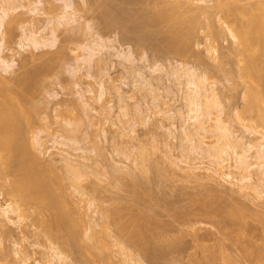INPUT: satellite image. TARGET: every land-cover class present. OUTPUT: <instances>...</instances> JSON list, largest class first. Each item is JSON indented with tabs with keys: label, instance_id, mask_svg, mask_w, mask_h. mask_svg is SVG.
<instances>
[{
	"label": "rangeland",
	"instance_id": "obj_1",
	"mask_svg": "<svg viewBox=\"0 0 264 264\" xmlns=\"http://www.w3.org/2000/svg\"><path fill=\"white\" fill-rule=\"evenodd\" d=\"M34 1L38 0H13V6L23 7H18L7 20L0 63L1 57L10 58L18 53L23 30L33 29V23L34 30H41L48 43L55 38L56 41L54 45L37 49L26 46L25 51L14 57L17 63L9 73L0 65V75L26 81V104H30L33 124L25 128L31 135L42 136L45 149H49H44L47 151L44 156L40 154L49 164L45 167L43 163L40 169V164L37 166L42 179L48 177L46 182L54 181V185L61 179L70 186L73 173L60 161L59 149L76 155L81 164L93 165L89 170L83 166L87 172L77 165L79 172L82 171L79 181L87 195L74 199L80 200H76L80 217L87 220L86 209L94 215L93 221L99 223L96 231L104 230L100 225L109 222L108 232L103 233L110 245L107 250L102 249L104 253L100 252L101 256H108V262L101 260L97 264H119L123 259L120 247L130 250L135 260L139 256L137 261L141 259L144 264H264V198L257 199L252 192L239 193L216 175L212 178L203 175V178L199 172L201 178L191 174L193 165L201 166V161L208 166L212 163L190 153L191 143H184L181 128L187 107L183 96L188 88L186 78L179 76L183 72L180 69L186 68L204 77L205 88L215 87L222 93L223 121L239 138L243 136L244 141L250 139L257 144L261 135L250 138L246 130L262 133L263 129L258 125L259 129L253 128L256 126L253 124H259L255 121L256 115L251 114L254 111L249 112L254 118L247 117L245 95L258 84L264 90V44L255 54L260 76L256 71L252 82L257 85L253 87L251 80H245L238 69L242 61L230 52L234 43L225 31V24L216 13L198 10L201 5L211 6L212 0L205 3L199 0H83L84 3L73 0L80 17L78 22L63 23L53 33L51 29L63 12L61 3L43 0L45 13L33 15L29 10ZM226 1L235 4V0ZM254 2L240 0L238 3ZM170 9L176 10L173 12L176 19L173 14L172 21L161 18ZM237 14L229 16L230 27L236 22L240 26L242 15ZM186 19L191 22L187 24ZM208 25H212V30ZM210 33L215 35L212 40H217L216 43L212 42ZM205 42L216 44L218 54L208 52ZM90 49L96 53L91 55ZM176 70L177 76L171 74ZM102 80L108 92L100 99L98 88ZM115 84L121 89L122 101L111 89ZM107 110L111 120L106 118ZM166 110H172L171 117ZM211 113L212 117L219 115L214 108ZM189 124L195 142L201 136L197 125L192 121ZM55 139L67 146L54 144ZM206 139L207 143L211 142ZM142 155L146 163L140 162ZM13 169L10 171L14 174H7L9 177L0 173V209L16 198L6 192L8 182L20 174ZM35 206L25 213L21 225L13 224L0 210V240L4 248L0 251V264H19V258L25 256L29 257L25 264L42 262L43 253L51 254L49 247L53 241L66 256L64 264H95L80 252L81 243L76 250L68 249L62 244L64 239L60 233L50 241L46 224L45 227L38 222L45 215L39 217ZM101 207L108 208L111 216L104 222L99 214ZM79 229L83 235V228ZM16 249L21 251L20 257L15 255Z\"/></svg>",
	"mask_w": 264,
	"mask_h": 264
},
{
	"label": "bare ground",
	"instance_id": "obj_2",
	"mask_svg": "<svg viewBox=\"0 0 264 264\" xmlns=\"http://www.w3.org/2000/svg\"><path fill=\"white\" fill-rule=\"evenodd\" d=\"M56 1L61 3L63 12H62V15L59 16V18L57 19L58 23H55L53 26V29H51V31L53 30L52 33L58 30L61 24L78 22L80 18L78 16L77 5L75 6L76 3L73 0H56ZM128 1L130 2V0ZM199 1H203L205 3V0H199ZM239 1L240 0H235V4H231V3H228L226 0H212L213 4L211 6L205 7V5H201V6H198V10L199 12L201 11L202 13L203 12L204 13L208 12L210 14L216 13V15L219 16V20L222 22V24L223 25L225 24L224 25L226 29L225 31L232 38L233 43H234V47L230 50V52L236 55V57H238L237 59H239L240 62L242 61L241 62L242 65H240L241 67L238 69H240L241 75L244 77V79L246 78L248 80H251V83L253 84V87H254L257 85V84L255 85L252 82V80H254L252 78H254V74H256V71H257L256 70L257 61L255 58V54L256 52L260 50V48L264 44V0H256V2L249 3L248 5L239 4L238 3ZM84 2L86 1L84 0ZM13 5H14L13 0L12 1L11 0H1V5H0V52H3V45L5 42V35H6L5 27H6V23L9 22L7 20L12 17V14L16 12L18 7H23V5H20V6H16V5L13 6ZM31 5L32 7L29 10L30 14L40 15L41 12L42 13L44 12L43 0L34 1L32 2ZM175 11L176 10L170 9L164 12L161 18H164L167 20V18L169 19L171 15L173 14V12L175 13ZM235 13L236 14L238 13L237 15L239 14L242 15L241 16L242 20L240 22L241 24L239 26L236 22L234 23L232 27H230L227 23L228 18L229 16L234 15ZM176 14H177V19H178L179 18L178 13ZM173 16L175 17L176 15L173 14ZM173 19H171L170 21H172ZM191 19L193 20V18ZM209 19H211L210 16H209ZM189 20L186 19L187 22ZM51 21L52 20L50 19V22ZM189 22H191V20ZM189 22L187 24H189ZM33 24H32L33 29L30 28L27 30L26 29L23 30L22 37L20 41L18 42V47L20 48V50H18L17 54L19 55L21 51H25L26 50L25 48L29 46H32L37 49V48L46 47L48 45H54L56 41V38L52 39L49 41L50 43L49 44L48 40L44 39V37L41 35V30L40 31L34 30L35 26ZM208 24H210V22ZM189 26H191V23ZM211 26L208 25V27H210V29L212 30ZM211 33H213V31ZM211 35H212V38L209 36L208 37L211 38L212 40L213 36L215 35L214 34H211ZM213 40L212 42L216 43L217 40L216 41H213ZM212 42H205L204 48L208 52L211 51L214 55H217L218 46ZM90 51H91V55H94V53H96L95 49H92V50L90 49ZM17 54L16 53L13 54L10 58L1 57L0 65L2 66L3 71L5 73H9L12 70L13 66L17 63L14 58L17 56ZM88 61H91V60L88 59ZM88 61L87 63L91 65V63ZM158 67L159 65H156V68ZM158 69H161V68L159 67ZM180 70L181 72L183 70V72L182 73L180 72L181 74L179 76L186 78V82H187L186 87L188 88L187 92L185 93V96H183L184 99L182 98L183 100L186 101L187 115L184 118V122L181 128L184 133L183 136L186 139V140L184 139L185 140L184 143L186 141H188V144L191 143V146L189 145L190 151L187 148L186 149L190 153H196L201 158L207 159L210 161V163H212L208 166V165H205L201 161L200 163L201 166L193 165L190 169L192 170L191 174H193L194 176L196 175L195 177H199L200 176L199 174L201 173L202 177L204 175L205 178H212L216 175L220 177L224 182L229 184V186L233 187L234 189H237L239 193L243 192V193L249 194L252 192L254 193L257 199H263L264 198V186H263L264 184H260V183H264V131H263L264 130V90L261 87H259V84H258L256 86L257 88L256 87H255L256 89L254 88L255 89L254 91L247 90L248 92L245 95V101H246L245 105L246 106L245 105L244 106L246 110H248L249 115L248 116L246 115L247 113L245 110L243 114H245L247 117H249L251 114L256 115L254 116L256 118L255 121L258 120L256 122H259V124H253L252 126L256 125L255 127H253V128H256L258 125V127H261L260 129H263L262 133L261 131L258 132V130H255V129L250 130L248 128L246 130V133L250 136V138H254L258 134L261 135L260 136L262 137L260 139L261 141H259V143L256 144L257 141L255 143H252L250 139L249 140L246 139L247 141H244L246 137L244 138L243 136H241L239 138L236 132L232 131L231 127H229V125H227V123L223 121L222 119V116H223L222 101L223 100H222V96H220V94L222 93L219 94L218 91L215 90V87L214 88L212 87L211 90H209V88L207 87L205 88V86L202 83V81H204L202 80L204 77L201 78L202 77L201 75L198 76L195 70H190V69L186 70V68H182ZM171 74H176L175 76H177L179 72H177L176 70L175 72ZM257 74H259L260 76V72H258ZM258 79L259 78H257V80ZM25 83L26 81L24 82L22 78L21 79L20 78H16V79L6 78L0 75V173L3 176L5 175L6 177L10 174L13 175L14 174L13 171H10V170H14L13 168L17 170L14 172L19 171L20 173V174L18 173L20 177L18 175V177H14V179L8 182L6 192L16 198L15 200L11 199L10 201H7V203L5 204V207L3 208L1 207L0 210L2 211V215H4L13 224L21 225V222H23V220L25 221L24 218L26 217V214L29 213L28 210L33 205H36L34 208L35 210L39 209L38 212L40 213H38L36 210L39 217H40V214H42V216L45 215L44 218L42 217L39 219L38 215L37 217L39 219L38 222H42L43 224V225L40 224L41 226H45L44 224H46L48 228V232L50 234V238H49L50 241H52L51 239L55 240L57 237V234L60 233L61 238L64 239L62 241V244L64 243L63 245L67 246L68 249L69 248L75 249V247L78 246V243L79 244L81 243L82 245L81 244L80 245L82 247L79 245V248H81L79 250H82V251L80 252H83L88 257H90L95 264L101 262V260L108 262L107 260L108 256L107 255L101 256L100 252L104 253L105 250L103 251L102 249L105 248L107 250V248L109 247L108 245H110L108 243V240L106 239V235H104L103 233L104 230L106 232V229L110 228L108 224L109 222L107 220L110 216V212L108 211L109 209L105 207L99 208L100 210L99 214H102L101 218L103 222L107 220V222L106 221L104 222L105 225L100 223L101 229H104V230H101L103 234L101 233V231L95 230L96 224L98 222L95 223L93 221L94 215L92 216V213H90L91 215L87 213L88 211L86 210L88 209H86L84 212V214L86 213L87 215V220L83 217H80V213L76 212V208L78 207L76 206L77 205L76 200L78 201L79 199H81V196L84 197V195H87L85 188L81 185V182L79 181L82 171L80 170L81 173L79 172L77 165H80V167L83 168V170L86 172L87 170H85L84 167L85 168L88 167L87 169L89 170L90 168L93 167V165L91 166L90 164V166H88L89 164L88 165L81 164L80 162L76 160V157H77L76 155L68 151H65L63 149H59L61 151L59 154L61 156L60 161H62L65 168L71 171V173H73L72 175H74V176L71 175L72 177L70 176V179H69L71 182V183L69 182L70 186H67V184H63L61 179H60L61 182L59 180V183L57 182L58 184L56 185H54L56 183V182L54 183V181L53 182L49 181V183L46 182L48 177L47 179H44V178H43L44 180L42 179L43 174L41 176V174L37 171L41 167H44L46 163L49 164V162H46L48 160H44L43 157L42 158L40 157V154L45 155V153L47 152V151H44V149L46 148L45 147L46 141L38 133L33 134V135L29 134L27 132V129L25 128L26 126L29 127V126H32L33 124V119L31 118L32 116L30 115L29 109H28L30 104L29 105L26 104L28 103L27 98H26L28 94V86ZM112 87L111 89L113 90L114 93H116L115 96H119L122 101L124 98L122 96L123 94H121L120 92L121 90L120 87L116 86V84L113 85ZM98 89H99L98 90L99 98L101 99L108 92L107 85L103 80L102 82L99 83ZM88 91L92 92V89ZM119 97L117 98L119 99ZM211 108L216 109L219 115H215L212 117ZM252 111L254 112L251 113ZM171 112L172 110H166V114L169 117H171ZM106 113H107V117L106 116L105 117L108 120H111L109 119V117L111 116L110 112L107 110ZM124 115H127V114H124ZM254 117L252 116V118ZM24 119L26 121H24ZM190 121H192L193 124L197 125L198 135L201 136L199 137L197 135L199 138L197 137L198 140L195 142H193V135L191 132L192 129L190 128L191 125L189 124ZM249 127L251 128V126ZM206 138H209L211 142L207 143L206 140L208 139ZM73 143L77 144V141H73ZM54 144H60V145L67 146L66 143L64 144L62 142L57 141L56 139L54 140ZM78 148H74V150H79L80 148L79 149ZM45 150H49V149H45ZM141 157L142 159L141 158L140 159L142 161L140 162L146 163V162H143L147 160L146 157L145 159L143 155ZM249 157H251L253 160ZM7 159L9 161H7ZM216 159H217V162H215ZM231 160L233 164L230 162ZM12 161H14L15 163ZM51 161L50 163H52ZM8 162L12 163L10 167L11 166L13 167V164L15 167L13 168L11 167L12 168L11 169L9 167ZM43 163H44V166H42ZM37 166L39 167L38 170H37ZM123 169L121 170V168H119L120 171H123ZM196 171H198V173ZM9 172H12V173H9ZM93 173L97 174L96 171L95 172L93 171ZM94 176L97 177V175H94ZM201 178L200 180H202ZM255 178L260 183H258ZM54 179L55 181L57 180L55 177ZM62 179H65V178H62ZM99 179H101V177ZM260 185H261V188H260ZM78 195L80 196L78 197L79 199H74V198H77L76 196ZM92 205H90L89 207L90 209L94 206ZM85 207L87 208V206ZM78 209L79 208H77V211L80 212ZM95 211L97 212V209H95ZM84 214L83 215L81 214V216H84ZM229 224H231V221L229 222ZM97 226H99V223ZM80 227L83 228V231H84L83 235L79 233ZM108 234L110 235V233ZM53 242H50L52 246L50 245L49 247V251L51 252V254L45 252L47 253L46 255L45 253H43V255H45L44 256L45 260H43L42 262L39 261L37 262V264H64V262L66 261V256L65 254H63V252L59 249L58 246L54 245ZM1 245H2V242L0 240V251L3 252L4 248L1 247ZM120 248L118 249L119 251H121L123 259H120V262H118L119 264H123V262L125 263L129 262L130 264H144L141 259H140L141 261L140 260L137 261L139 256L136 258L137 260H135L133 255L130 254V250H128L129 251L128 252V251H125L127 248L125 250H123L122 247ZM100 249L102 251H100ZM183 252H185V250ZM20 253H21L20 250L18 249L15 250L16 256L19 255L20 257ZM105 257H106V260H105ZM28 259H29L28 256H25V258L23 257L19 258V264H25ZM111 260H112V257L109 261Z\"/></svg>",
	"mask_w": 264,
	"mask_h": 264
}]
</instances>
